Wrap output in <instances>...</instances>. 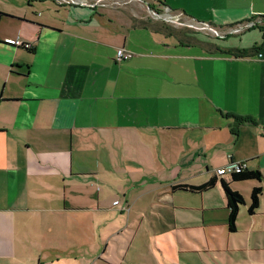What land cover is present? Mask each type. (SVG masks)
Masks as SVG:
<instances>
[{"label": "crops", "instance_id": "obj_1", "mask_svg": "<svg viewBox=\"0 0 264 264\" xmlns=\"http://www.w3.org/2000/svg\"><path fill=\"white\" fill-rule=\"evenodd\" d=\"M145 1L0 0V264H156L148 256H165L168 234L187 225L177 211L186 199L174 193L199 194L202 223L228 231L220 178L244 195L239 212L256 225L264 46L233 55L225 49L259 42L230 43L228 32L186 20L192 29L165 33L147 4L240 32L264 16V0ZM118 47L131 56L117 59ZM233 114L254 124L234 134ZM230 160L261 179L242 190L235 183L247 180L216 175ZM211 176L202 192L171 190ZM216 184L219 198L208 195ZM254 185L259 205L249 213Z\"/></svg>", "mask_w": 264, "mask_h": 264}, {"label": "rangeland", "instance_id": "obj_2", "mask_svg": "<svg viewBox=\"0 0 264 264\" xmlns=\"http://www.w3.org/2000/svg\"><path fill=\"white\" fill-rule=\"evenodd\" d=\"M158 9L159 15L162 16L165 11L162 8ZM36 10L41 13L44 8L40 7ZM157 18H151L152 24L156 25V27L158 26L165 33L172 32L178 36L184 33L183 30L197 29L193 27L194 25L191 28L183 19L177 22L170 18ZM129 35L133 36L135 34L129 31ZM166 38L172 39L173 37L167 36ZM228 38L229 40L227 41L230 43L251 45L255 40L260 43L261 31L257 27H250L240 32H228ZM211 161L215 162L216 158ZM212 166H214L212 163L208 164V169L212 168ZM194 167L195 165H192L193 169ZM201 170L202 174L197 173L192 180H199L203 173L208 174L205 171V167ZM248 181L250 180L235 183V186L243 190V186L247 185ZM221 191L220 185L216 184L208 192L210 193L208 195L218 196L219 198ZM174 195L186 199L181 201L184 205H179L177 211L179 215H184L187 225L177 228L168 234L164 241L165 256L160 251H157L159 256L157 260L153 258V255L148 256L156 264H169L166 263V260H169L171 264H264V226L260 225V221L264 219L263 206L260 207V212L262 213L254 216L255 226H249L248 218L245 216L246 214H243L246 211L244 212V209H242L237 220L239 230L228 232L223 222H218L214 225L202 223L199 194L177 192ZM211 197L207 198L210 199ZM209 210L211 209L206 210L207 216L210 215Z\"/></svg>", "mask_w": 264, "mask_h": 264}, {"label": "trees", "instance_id": "obj_3", "mask_svg": "<svg viewBox=\"0 0 264 264\" xmlns=\"http://www.w3.org/2000/svg\"><path fill=\"white\" fill-rule=\"evenodd\" d=\"M250 27H257L261 31V42L259 44L252 45L249 48H228L225 49V52L237 56H249L254 52H259V49H261L264 46V16H260V20L259 18L255 19L254 22L248 26V28ZM194 33L197 32L192 31V33H190L191 35L189 36L191 39H195ZM232 116L234 119L231 125V131L234 134H237V129L239 125L243 123L254 124V120L249 116L236 115V114H233ZM230 161H234V160H230ZM261 177H262V173L259 169L248 168L246 165L230 173V179L235 181L247 180V179L260 180ZM216 181H217V177L211 176L207 180L200 183L178 182L171 185V190H187L192 192H202L206 189L211 188L216 183ZM220 183L225 195L226 207L228 208V216L226 221L227 229L228 231L231 232L236 231L239 208L242 204L245 203V197L240 191L233 189L231 187L229 180L220 178ZM260 193H261V187L259 185H254L249 195V204L247 209L249 213H254L256 211L259 205Z\"/></svg>", "mask_w": 264, "mask_h": 264}, {"label": "built area", "instance_id": "obj_4", "mask_svg": "<svg viewBox=\"0 0 264 264\" xmlns=\"http://www.w3.org/2000/svg\"><path fill=\"white\" fill-rule=\"evenodd\" d=\"M260 20V18H259ZM252 24V23H250ZM248 25V24H247ZM247 25H245L244 27H248ZM14 43L16 45H23L25 47H30V43L27 41H24L22 39H16L14 41ZM258 55H261V53H258ZM131 56V52L125 51V49L123 47H118L116 49V58L117 59H121L123 57H129ZM246 163L244 161H228L227 164L217 167L215 169V174L219 175V176H223L224 174H230L232 171H236L238 170L240 167L245 166Z\"/></svg>", "mask_w": 264, "mask_h": 264}, {"label": "water", "instance_id": "obj_5", "mask_svg": "<svg viewBox=\"0 0 264 264\" xmlns=\"http://www.w3.org/2000/svg\"><path fill=\"white\" fill-rule=\"evenodd\" d=\"M137 1L146 2L145 0H137ZM147 9H148L150 15L153 18L157 19V16L155 14L159 15V9L151 8L150 5H148V4H147ZM170 17L184 19L188 23H191L192 25H194L193 27L202 28L203 26H201V25H204V26H206L205 28L208 29L209 32L211 31V33H215V34H225L227 32L238 31V29L236 27H231L228 29H221V31H219V29H217V27H215L214 25H212L211 23H208L206 21H201V20H197V19H190V18H185L183 16H175V15H171Z\"/></svg>", "mask_w": 264, "mask_h": 264}, {"label": "bare ground", "instance_id": "obj_6", "mask_svg": "<svg viewBox=\"0 0 264 264\" xmlns=\"http://www.w3.org/2000/svg\"><path fill=\"white\" fill-rule=\"evenodd\" d=\"M157 17H159V18H171L173 21L175 20V21H181L180 20V18H173V17H170V15L169 16H166V15H164V16H160V15H158V14H155ZM158 19V18H157Z\"/></svg>", "mask_w": 264, "mask_h": 264}]
</instances>
